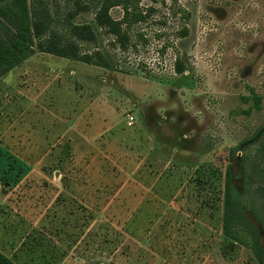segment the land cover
Returning a JSON list of instances; mask_svg holds the SVG:
<instances>
[{"label": "rangeland", "instance_id": "374dc122", "mask_svg": "<svg viewBox=\"0 0 264 264\" xmlns=\"http://www.w3.org/2000/svg\"><path fill=\"white\" fill-rule=\"evenodd\" d=\"M105 1L33 0L31 56L0 78V254L14 264H259L243 223L225 232L224 190L231 165L263 208L264 0H137L133 46L104 33L88 46L108 53L110 69L42 51L47 22L59 41L67 18L92 23Z\"/></svg>", "mask_w": 264, "mask_h": 264}, {"label": "trees", "instance_id": "16d2710c", "mask_svg": "<svg viewBox=\"0 0 264 264\" xmlns=\"http://www.w3.org/2000/svg\"><path fill=\"white\" fill-rule=\"evenodd\" d=\"M121 7L123 10V19H114L110 11L114 7ZM101 9L92 23H72L71 18L64 21L62 27L56 32L59 41L50 40L51 23L47 25L42 33L47 34V46L42 48L45 53L64 59L82 62L91 66L103 67L110 69V59L100 49H91L88 46L96 47L99 37L104 33L113 40L111 45L126 51L131 43V27L134 22H139L144 15L138 9L137 0H107L103 3ZM0 17L4 20L5 26L0 34V78L8 72L18 68L22 62L28 59L32 53V27L33 18L37 17V9L33 0H0ZM37 30V23L34 24ZM39 32V31H38ZM37 32V33H38ZM38 33V37L41 36ZM187 32L184 31L183 35ZM119 45V46H118ZM178 74L184 73L186 68L180 59L175 65ZM256 107H260V97L254 96ZM236 150L233 151L235 156ZM242 173L244 178H248L246 157L241 161ZM229 165L226 174V184L224 190V207L228 216L225 232L229 234L230 227L235 222L243 223L244 227L251 231L255 244V255L259 264H264V247L260 242L258 231L251 224L245 209L243 196L246 194L250 200V209L255 218L259 221L264 229V205L262 210H258L253 199V195L248 187V180L244 179L243 191H240ZM0 264H14L8 258L0 254Z\"/></svg>", "mask_w": 264, "mask_h": 264}, {"label": "built area", "instance_id": "2783aa9c", "mask_svg": "<svg viewBox=\"0 0 264 264\" xmlns=\"http://www.w3.org/2000/svg\"><path fill=\"white\" fill-rule=\"evenodd\" d=\"M134 122H135L134 115H129L128 116V122H127L128 126H133Z\"/></svg>", "mask_w": 264, "mask_h": 264}]
</instances>
